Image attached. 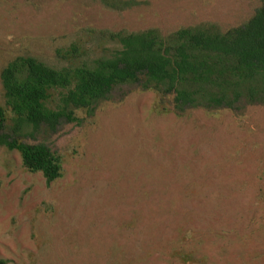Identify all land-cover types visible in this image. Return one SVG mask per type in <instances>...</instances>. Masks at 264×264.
<instances>
[{
  "label": "rangeland",
  "instance_id": "obj_1",
  "mask_svg": "<svg viewBox=\"0 0 264 264\" xmlns=\"http://www.w3.org/2000/svg\"><path fill=\"white\" fill-rule=\"evenodd\" d=\"M135 1L117 13L103 0H0V71L18 54L55 65L57 48L98 43L94 30L227 29L257 5ZM114 102L26 139L65 154L51 184L0 146V264H264V106L160 115L169 103L127 86Z\"/></svg>",
  "mask_w": 264,
  "mask_h": 264
},
{
  "label": "trees",
  "instance_id": "obj_2",
  "mask_svg": "<svg viewBox=\"0 0 264 264\" xmlns=\"http://www.w3.org/2000/svg\"><path fill=\"white\" fill-rule=\"evenodd\" d=\"M103 5L121 13L139 2L103 0ZM93 34L97 44L93 39L57 48L55 65L36 54H18L0 71V146L18 152L24 169L41 173L48 184L64 176L66 156L26 139L64 123L84 126L103 105L115 103L118 88L154 92L169 103L170 108L160 104V115L172 111L184 117L192 110L244 115L264 106V0H257L246 21L227 29L206 22L174 31L151 27ZM220 186L210 184L213 190Z\"/></svg>",
  "mask_w": 264,
  "mask_h": 264
}]
</instances>
